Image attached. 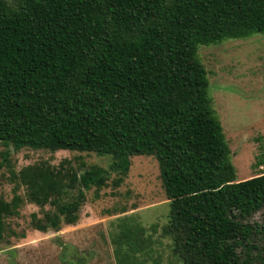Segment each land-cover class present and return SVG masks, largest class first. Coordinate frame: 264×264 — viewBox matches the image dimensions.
<instances>
[{"label": "trees", "instance_id": "1", "mask_svg": "<svg viewBox=\"0 0 264 264\" xmlns=\"http://www.w3.org/2000/svg\"><path fill=\"white\" fill-rule=\"evenodd\" d=\"M254 34H264V0H0V144L110 159L107 169L64 160L13 174L30 203L52 208L32 226L75 225L87 191L112 174L119 186L133 157H153L179 263L264 264V220L247 223L264 210V172L236 180L198 55ZM1 157L0 168L9 152ZM21 203L0 196V245ZM135 231L117 235L119 264H136Z\"/></svg>", "mask_w": 264, "mask_h": 264}, {"label": "rangeland", "instance_id": "2", "mask_svg": "<svg viewBox=\"0 0 264 264\" xmlns=\"http://www.w3.org/2000/svg\"><path fill=\"white\" fill-rule=\"evenodd\" d=\"M198 55L208 73L212 107L230 149L236 180L264 172V167L254 166L264 157V34L202 46ZM5 150L9 157L0 168V196L9 202L17 195L22 203L17 215L6 220L9 229L0 245V264H65L74 253L82 264H119L116 238L125 227L136 230L138 241L144 242L136 246L141 251L134 254L136 264H181L164 235L169 205L153 157H133L119 186L112 184L117 178L112 174L106 188L87 191L75 225L62 226L58 232H41L32 226V215L41 220L52 208L46 205L41 209L30 203L26 188L13 180V174L36 164L58 167L64 160L79 171L90 166L107 169L110 159L65 150L13 151L0 144V162ZM263 220L264 210L247 223L254 226ZM252 239L258 242L259 236Z\"/></svg>", "mask_w": 264, "mask_h": 264}]
</instances>
